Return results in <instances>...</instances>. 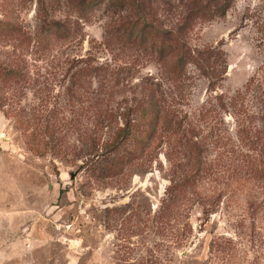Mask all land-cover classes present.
Here are the masks:
<instances>
[{"label": "rangeland", "instance_id": "obj_1", "mask_svg": "<svg viewBox=\"0 0 264 264\" xmlns=\"http://www.w3.org/2000/svg\"><path fill=\"white\" fill-rule=\"evenodd\" d=\"M83 1L0 0V264H264V0L198 18L176 72ZM151 91L150 148L103 149Z\"/></svg>", "mask_w": 264, "mask_h": 264}, {"label": "trees", "instance_id": "obj_2", "mask_svg": "<svg viewBox=\"0 0 264 264\" xmlns=\"http://www.w3.org/2000/svg\"><path fill=\"white\" fill-rule=\"evenodd\" d=\"M74 0H72L73 2ZM151 0H84L82 7L87 4L95 6L105 4L113 13L121 14L122 12L132 15V19H128L125 15L119 16L120 28L111 30L113 37L120 34L132 44H138L140 47L151 50V52L159 57L161 61H169L172 63L173 69L182 71L185 64L189 61L204 60L201 51L189 50L186 41L188 31L192 28L195 21L200 19H212L216 15H222L230 7L233 0H187L184 13L181 14L177 22L170 27L163 26L155 18H153L151 8ZM211 6L215 12H211ZM209 7V9H208ZM206 9H208L206 11ZM120 29V31H118ZM58 31V29H57ZM212 73V72H211ZM209 79H214L211 74ZM137 107L141 111L140 121L142 126H138V121L131 118H125L122 127L117 128V132L113 140L105 143L103 149L112 151L117 150L125 145L127 140H133L136 151L140 150V146H144V150H148L151 146L149 141H145L144 134L152 125L157 124L164 115V108L159 105L156 94L151 91L149 96L141 95L137 99ZM178 190L177 183L168 189L169 197L164 202V207L174 200V193Z\"/></svg>", "mask_w": 264, "mask_h": 264}]
</instances>
